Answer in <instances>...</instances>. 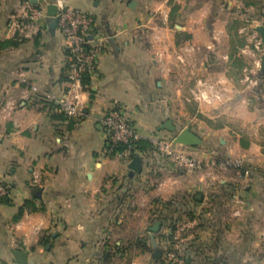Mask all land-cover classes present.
I'll return each mask as SVG.
<instances>
[{"label":"clouds","instance_id":"clouds-1","mask_svg":"<svg viewBox=\"0 0 264 264\" xmlns=\"http://www.w3.org/2000/svg\"><path fill=\"white\" fill-rule=\"evenodd\" d=\"M221 17L214 30L212 18L200 25L215 60L197 44L167 85L163 109H133V127L117 125L123 118L108 101L120 95L110 89L93 101L47 78L19 92L5 85L0 264H13V249L37 264H264V85L256 75L264 38L253 31L264 26V0H229ZM37 94L47 107L25 119L40 108ZM153 108L175 118L177 132L157 131L159 119L146 124ZM188 130L198 143H177ZM116 143L125 150L114 154ZM133 149L143 163L130 171ZM112 176L124 185L119 200V186L105 183ZM101 184L107 193L94 191Z\"/></svg>","mask_w":264,"mask_h":264},{"label":"crops","instance_id":"crops-1","mask_svg":"<svg viewBox=\"0 0 264 264\" xmlns=\"http://www.w3.org/2000/svg\"><path fill=\"white\" fill-rule=\"evenodd\" d=\"M25 1L31 2L2 0L0 3V116L8 102L6 84H9V87L18 86L19 92L31 89L38 79L47 78L53 85H62L64 92L68 88L69 54L57 23L48 18L38 34L24 37L17 27L16 18L21 13L22 2ZM56 2L57 0H39L35 4L46 7L48 11V5ZM5 3L8 4L7 8L3 7ZM63 3L89 13L94 18L91 48L96 52V63L93 71L86 74L89 75L88 82L84 81L86 87L81 92L94 101L101 87L110 89L120 95L119 100L115 97L109 98L111 109L117 104L122 106L128 119L136 125V117L129 116V113L133 109L142 113L145 103L163 109L165 96L169 94L167 85L179 78L183 71V57L191 54L197 44L201 45L202 54L215 60L216 52L210 51L207 45L203 44L204 34L200 25L204 23L207 28V21L212 18L213 24H210L209 28L214 30L216 23L222 18L221 8L223 6L227 10L229 0H63ZM208 5L211 7L208 8ZM232 26L234 25H230ZM212 34L211 31L208 33ZM6 40L17 43L1 46ZM244 42L242 40L240 43ZM211 43L217 45V48L222 46L217 40H212ZM240 59L242 61L243 56ZM262 62L263 60L261 65ZM262 69L261 67L260 70ZM131 89L142 99H133ZM37 103L40 108L31 116L26 115L25 119L33 118L47 107L46 103L39 99V94ZM85 111L88 109L85 108ZM53 118L60 119L58 116ZM156 119L160 120L156 126L157 131L175 133L160 128L168 119L173 120L176 126L175 118L165 117L153 108V115L145 123L150 124ZM258 147L264 152V145ZM136 159L138 169L131 167ZM118 163L114 161V164ZM142 163V158L135 151L129 160L130 171L139 170ZM105 183L113 187L119 186L113 195L114 200H119L120 189L124 187L120 177H109ZM94 191L107 193V188L101 184ZM186 215L194 225L202 227L196 214ZM224 226L226 230L232 227L227 219ZM260 244L264 248V238L260 240ZM157 254L160 255L159 252ZM261 256H264V253H261ZM29 260L31 264H37L30 256ZM13 264H18L14 256ZM236 264H239L238 258Z\"/></svg>","mask_w":264,"mask_h":264},{"label":"built area","instance_id":"built-area-1","mask_svg":"<svg viewBox=\"0 0 264 264\" xmlns=\"http://www.w3.org/2000/svg\"><path fill=\"white\" fill-rule=\"evenodd\" d=\"M2 0H0L1 3ZM62 0H57L56 4L58 11L57 26L64 40L65 48L69 54L68 61V88L67 93H71L74 88L80 91L86 87L84 77L91 73L96 63V52L91 48V36L93 35L94 18L91 14L84 11L68 7ZM22 9L17 16V27L24 37H33L39 33L49 14L46 7L37 5L30 1L22 2ZM255 46V44H254ZM264 68V67H263ZM112 113L118 118L117 125L121 122L125 127L135 126L127 117L125 110L118 104L112 108ZM114 135H117V130L114 129ZM117 139H121L117 135ZM126 146L122 143H116L112 146L113 153L123 152ZM135 154L133 149L129 155V160ZM6 264V262H5Z\"/></svg>","mask_w":264,"mask_h":264},{"label":"water","instance_id":"water-1","mask_svg":"<svg viewBox=\"0 0 264 264\" xmlns=\"http://www.w3.org/2000/svg\"><path fill=\"white\" fill-rule=\"evenodd\" d=\"M31 2L33 3H38L39 0H31ZM58 11V7L56 3H52L48 5V14H49V20L54 21L57 23V14ZM257 32L260 33L261 38H264V26H260L259 28L256 29ZM261 67H264V60L262 62ZM162 129H168L170 131L176 132V126L173 122V120L168 119L167 121H165L161 127ZM181 141L183 142H190V143H198V141L196 140V138L193 136V134L191 133L190 130L186 131L183 135H181L179 138L177 137L176 142L177 143H181ZM131 167L134 169H138V161L137 159L134 160L131 164ZM13 256L15 258V260L17 261L18 264H31L30 260H29V252L27 250H18V249H13ZM159 254H157L158 256Z\"/></svg>","mask_w":264,"mask_h":264},{"label":"trees","instance_id":"trees-1","mask_svg":"<svg viewBox=\"0 0 264 264\" xmlns=\"http://www.w3.org/2000/svg\"><path fill=\"white\" fill-rule=\"evenodd\" d=\"M17 43V41H11V40H6V41H3L1 46H5V45H8V44H12V45H15ZM258 76L257 77H260L261 78V84L264 85V68L262 70L259 71V73L257 74ZM89 75H85L84 77V81L85 82H88V77ZM139 143L143 144V141H140Z\"/></svg>","mask_w":264,"mask_h":264},{"label":"rangeland","instance_id":"rangeland-1","mask_svg":"<svg viewBox=\"0 0 264 264\" xmlns=\"http://www.w3.org/2000/svg\"><path fill=\"white\" fill-rule=\"evenodd\" d=\"M255 46H254V43H253V48H254Z\"/></svg>","mask_w":264,"mask_h":264}]
</instances>
